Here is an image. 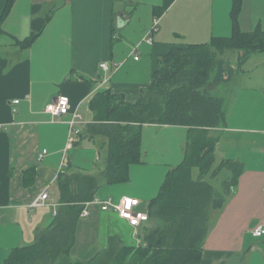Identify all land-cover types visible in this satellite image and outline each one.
<instances>
[{
	"label": "crops",
	"instance_id": "1",
	"mask_svg": "<svg viewBox=\"0 0 264 264\" xmlns=\"http://www.w3.org/2000/svg\"><path fill=\"white\" fill-rule=\"evenodd\" d=\"M233 2L13 0L0 19V264L13 248L32 244L52 223L63 172L99 175L105 167L107 138L92 137L89 131L95 118L93 94L109 88L129 102L137 101L149 87L158 59L173 45L207 43L213 36L232 34ZM7 3L0 0V17ZM155 20L157 30L148 43L144 37ZM238 21L242 31L264 30V0H242ZM137 45L136 60L132 51ZM103 62L109 70L101 67ZM223 85L229 93L227 122L213 131L214 167L231 159L242 165V172L223 207L210 214L198 264H264V234L254 235L264 225V53L248 55ZM61 94L70 98L71 112L83 119L72 144L67 123L71 114L55 117L46 111ZM189 132L183 125L144 124L141 161L130 165L129 180L108 184L101 178L96 199L120 202L133 197L135 209L148 212L169 171L183 162ZM221 173L226 175L219 189L214 183ZM218 175L206 179L223 192V183L234 173L225 168ZM198 176L194 169L193 177ZM43 192L49 194L47 202L33 207ZM86 209L89 214L78 222L72 254H62L55 264L87 261L115 235L138 246L149 225L143 221L133 226L96 201Z\"/></svg>",
	"mask_w": 264,
	"mask_h": 264
},
{
	"label": "trees",
	"instance_id": "2",
	"mask_svg": "<svg viewBox=\"0 0 264 264\" xmlns=\"http://www.w3.org/2000/svg\"><path fill=\"white\" fill-rule=\"evenodd\" d=\"M13 0L0 19L10 11ZM242 0H234L233 32L213 36L207 43L173 45L158 59L149 87L135 102H129L111 89L97 91L90 100L94 122L92 137L107 138L106 165L99 175L82 172L62 173L58 185L59 208L52 223L40 230L32 244L15 247L4 264H55L62 254L71 255L78 222L88 203L95 201L101 178L108 184L129 180V168L141 161L144 124L183 125L190 128L183 162L173 167L159 193L149 204L147 231L140 234L138 246H129L120 236L87 261L72 259L70 264H198L210 226V214L223 207L242 172V165L231 159L216 168L217 137L214 129L227 122L225 98L209 85L228 82L237 66L254 52L264 53V30L242 31L239 12ZM237 54L236 61L229 59ZM234 61V62H233ZM236 63V64H235ZM236 65V66H235ZM234 176L219 192L207 181L223 169ZM194 169L199 176L193 177Z\"/></svg>",
	"mask_w": 264,
	"mask_h": 264
},
{
	"label": "built area",
	"instance_id": "3",
	"mask_svg": "<svg viewBox=\"0 0 264 264\" xmlns=\"http://www.w3.org/2000/svg\"><path fill=\"white\" fill-rule=\"evenodd\" d=\"M158 21H154L153 28L147 33L144 37V41L148 43L153 42L152 34L157 30ZM137 45L132 53L136 52L137 54L134 58L137 60L139 58ZM102 68L105 70H109L110 66L107 62H103L100 64ZM119 65H117V68ZM15 103H18L19 100H15ZM48 113H51L55 117H61L63 115L71 114V117L67 120L69 125L70 135H69V143L72 144L76 141V135L80 133L79 125L83 123L82 115L79 112H71V104L70 98L67 95L61 94L59 95L51 104H49L46 108ZM47 153L44 150L40 154V158L42 159L44 155ZM49 198V194L47 192H43L32 204L33 207L35 206H42L44 205ZM96 202L102 205L104 210H113L116 211L121 218L126 219L129 221L133 226H139L143 221H146L149 218L148 212L145 211H137L135 208L137 207L138 203L137 200L133 197H124L120 202H114L111 198L107 200H99L96 199ZM89 214L88 210L85 208L81 214V216L85 217ZM264 234V225H259L254 230V235L262 236Z\"/></svg>",
	"mask_w": 264,
	"mask_h": 264
},
{
	"label": "rangeland",
	"instance_id": "4",
	"mask_svg": "<svg viewBox=\"0 0 264 264\" xmlns=\"http://www.w3.org/2000/svg\"><path fill=\"white\" fill-rule=\"evenodd\" d=\"M229 55H231V57H229V59H231V60H234V61H236L237 60V58H238V55L236 54H232V53H229V54H227V56H229ZM233 61V62H234ZM236 64V63H235ZM236 66V65H235ZM224 83H221L220 85H218V86H215L214 84H210L209 85V88L211 89V90H214L217 94H221L224 98H225V106H226V108H227V101H228V89H227V87H224V85H223ZM216 165V164H215ZM226 174L224 173V174H220V175H218L217 176V178L215 179V186L217 187V188H219V189H222L221 188V182H222V180H223V177L225 176ZM194 176L195 177H197V170H195V172H194Z\"/></svg>",
	"mask_w": 264,
	"mask_h": 264
}]
</instances>
